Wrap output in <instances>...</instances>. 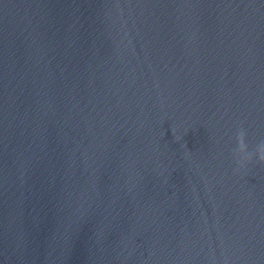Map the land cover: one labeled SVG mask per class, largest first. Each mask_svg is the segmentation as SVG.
<instances>
[{
    "label": "water",
    "instance_id": "water-1",
    "mask_svg": "<svg viewBox=\"0 0 264 264\" xmlns=\"http://www.w3.org/2000/svg\"><path fill=\"white\" fill-rule=\"evenodd\" d=\"M264 0H0V264H264Z\"/></svg>",
    "mask_w": 264,
    "mask_h": 264
},
{
    "label": "clouds",
    "instance_id": "clouds-1",
    "mask_svg": "<svg viewBox=\"0 0 264 264\" xmlns=\"http://www.w3.org/2000/svg\"><path fill=\"white\" fill-rule=\"evenodd\" d=\"M235 139L237 147L233 151V157L238 168H245L253 161L264 164V139L260 140L250 151L246 143L247 131L242 125L238 127Z\"/></svg>",
    "mask_w": 264,
    "mask_h": 264
}]
</instances>
